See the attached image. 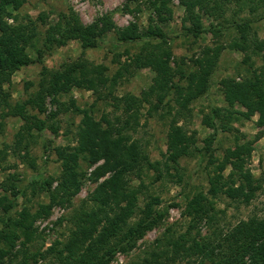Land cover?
Here are the masks:
<instances>
[{
  "label": "trees",
  "instance_id": "1",
  "mask_svg": "<svg viewBox=\"0 0 264 264\" xmlns=\"http://www.w3.org/2000/svg\"><path fill=\"white\" fill-rule=\"evenodd\" d=\"M24 1L0 0V90L1 84L9 81L12 72L31 62L26 49L34 47L37 40L34 20L26 17L25 22L9 24L3 18L6 6L16 10ZM147 1V17L153 24L152 27L140 30L135 22H130L123 28H115L107 15L85 24L71 7H67L66 12H59L54 23L45 28L40 47L35 52L40 55L43 51H50L64 45L68 40L76 39L79 41L81 54L75 59L61 62L54 69L43 66L34 93L25 101L8 105L7 114L23 120L22 130L26 134H30L32 128L40 132L47 127L45 121L29 114L26 105L36 108L37 113H43L46 98L56 104L58 97L73 86L93 90L105 88L108 79L102 77L104 68L83 57V50L95 47L97 39L105 32L114 30L120 41L139 45L138 53L132 56L135 66L149 67L154 72L153 84L142 93L141 99L153 109L165 108V115H169L170 108L174 106L173 114L182 117L189 112L188 104L207 92L210 76L219 53L224 48L216 39L220 35V25L213 26L210 23L203 27L197 12H216L221 16L229 4H233L239 9L245 8L250 14L260 11L258 16L264 17V0H178L183 7L181 21L186 35L196 37L200 33L208 32L216 40H212L211 45L200 48L189 68H172L171 52L162 42L166 37L165 33L157 24L166 19L164 13L167 18L170 15L167 7L170 0ZM252 22V19L241 18L230 23L236 37L227 46L245 54L242 62L250 59L249 54L259 55L264 52V38L259 39L256 36L251 27ZM184 23H188V26ZM113 83L111 81L110 85ZM220 90L225 106H210L209 114L202 119L203 124L214 129V120L218 119L222 130L232 131L233 119H250L255 116V126L264 127V64L255 68L249 67L237 80L233 77L221 79ZM121 100L125 104V110L133 108L125 120L127 126L114 129L104 116L100 120L94 119L87 109H82L75 131V144L53 147L60 163L55 187H51L54 181L51 176L31 179L28 183L32 190L47 193V203H38L32 212L22 207L15 216H9L7 213L14 207L15 198L24 195V189L11 186V199L0 194V208L3 210V218H0V262L10 253L16 238L21 236L27 241L32 237V225L37 217L47 214L54 203L68 201L76 194L84 176L80 161L87 169L90 168L88 177L97 183L87 198L91 205L80 208L73 217V229L61 250L57 252L58 256L56 255L59 264H108L116 252L129 250L136 239L159 222L162 213L153 211L148 203L143 206L142 216L129 224V219L137 208V190L127 185L125 174L145 158L139 143L123 130L134 129L137 107L142 101L132 95H124ZM235 104L241 109H235ZM53 115V112L49 114L50 117ZM175 115H171L168 122L164 154V162L174 165L179 158L189 154V148L195 144L192 133L188 134L177 124ZM101 120L105 125H102ZM48 128L51 132H56L49 125ZM16 136L21 138L23 135L18 132ZM208 140L205 139V146L208 145ZM253 141L243 140L241 144L236 142L232 151L224 154L220 160L208 158L211 171L208 173L210 175L207 177L205 194L201 191L194 193L185 204L184 215L190 219L204 217L209 220L207 212L213 209V199L219 195L244 204L253 198L256 190L260 188L258 181L246 168ZM226 165H229L230 171L224 176L222 171ZM149 166L152 169L157 168L156 164L149 163ZM99 178L102 179L98 181ZM213 230L210 235L200 237H189L188 231H184L174 239L166 241L164 246L170 248L174 254L182 252L197 255L199 264H264V216H250L238 220L226 229L214 227ZM49 249L51 247L47 251ZM163 250L164 248L158 254L151 253L150 258L142 259L141 264H151V259L162 255ZM37 257L43 259L44 255L37 250L22 253L15 264H37Z\"/></svg>",
  "mask_w": 264,
  "mask_h": 264
},
{
  "label": "rangeland",
  "instance_id": "2",
  "mask_svg": "<svg viewBox=\"0 0 264 264\" xmlns=\"http://www.w3.org/2000/svg\"><path fill=\"white\" fill-rule=\"evenodd\" d=\"M67 7H71L85 24L102 15L109 16L115 28H123L128 23L135 22L140 30L152 27L153 24L147 17V0H25L16 10L10 6L5 7L3 18L7 23L25 22L28 17L34 20L37 26L35 46L26 49L31 62L12 72L9 81L3 82L0 90V194L11 199L9 189L13 186L15 189H24L25 195L15 198L14 207L7 214L15 216L22 207L32 212L38 203L48 202L46 192H36L28 187V183L31 179L51 176L54 180L51 187H55L60 163L53 147L75 144V131L82 109H87L94 119L100 120L104 116L114 129H118L127 126L125 120L133 110H125L121 98L124 95H132L142 103L137 107L134 129L125 128L123 132L139 143L145 160L125 174L127 185L137 190V208L129 219V224L142 216L144 204L150 203L152 210L159 211L162 215L159 222L136 239L129 250L116 252L108 264H141L142 259H149L151 253L158 254L163 248L162 255L153 257L151 264H199L197 255L171 253L170 248L164 246L165 242L184 231H188L189 237H200L210 235L214 227L226 229L238 220L250 216H264V127L255 126V116L250 119H233L232 131L222 130L218 119L214 120V129L202 123L203 117L209 114L210 106H225L220 90L221 79L233 77L237 80L249 67L255 68L264 64V52L259 55L249 54L250 59L242 62L245 54L227 46L236 37L233 27L230 26L231 21L252 19L254 22L251 27L256 36L262 39L264 17L258 16L261 14L259 10L256 14H250L245 8L239 9L233 4H229L221 16L216 12H197L203 27L210 23L213 26L220 25V35L216 39L224 48L220 51L210 76L207 92L194 98L188 104L189 112L182 117L173 114L175 109L172 108V103L170 114L165 115V108L153 109L141 99L142 93L153 84L154 72L149 67H136L132 61V56L139 51L138 44L122 42L114 30L107 31L97 39L95 47L83 50V57L104 68L102 77L108 79L105 88L93 90L73 86L58 97L56 104L46 98L43 113H37L36 108L26 105L29 114L36 115L47 125L40 132L32 128L30 134H26L22 130L23 120L7 114L8 105L25 101L34 93L43 66L54 69L61 62L75 59L81 54L80 44L76 39L68 40L64 45L54 47L50 51H43L40 55L35 52V49L40 47L45 28L54 23L59 12H66ZM167 7L170 15L167 18L164 13L166 19L157 22L166 36L162 42L171 52L170 66L187 69L200 48L211 45L212 40L216 39L208 32L200 33L196 37L186 35L181 21L182 5L178 0H170ZM184 24L188 26V23ZM111 81L114 82L112 85ZM234 108L241 109L237 104ZM51 112L54 113L52 117L49 116ZM171 115H175L177 124L188 134L192 133L195 139V144L189 148V154L179 158L175 165L164 162L165 134ZM101 123L105 125L103 121ZM48 125L56 129V132H51ZM18 132L22 133L21 138L16 136ZM256 133L258 136L254 139ZM205 139H209L207 146ZM249 139L254 141L246 168L260 185L253 198L244 204L219 195L213 199V209L207 212L209 220L204 217L190 219L184 215L187 200L198 191L205 194L207 177L210 175L208 173L211 171V166L207 163L208 158L220 160L224 154L232 151L236 142L241 144L243 140ZM79 163L84 176L76 194L68 201L54 203L47 214L37 217L32 225V237L27 241L21 236L16 238L10 253L0 264H15L22 253L35 250L44 255L43 259L37 257V264H59L57 252L61 250L70 230L73 229V217L80 208L91 205L87 198L97 183L88 177L90 168L87 169L81 161ZM149 163L156 164L157 168L152 169ZM229 171L230 167L226 165L222 174L226 176ZM1 217L3 218L2 208ZM48 247L51 249L47 251Z\"/></svg>",
  "mask_w": 264,
  "mask_h": 264
}]
</instances>
